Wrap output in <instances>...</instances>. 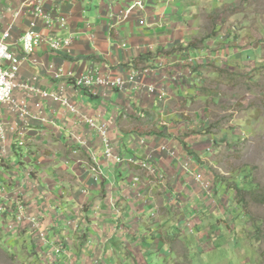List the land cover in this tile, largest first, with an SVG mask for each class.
Segmentation results:
<instances>
[{
  "label": "crops",
  "instance_id": "crops-1",
  "mask_svg": "<svg viewBox=\"0 0 264 264\" xmlns=\"http://www.w3.org/2000/svg\"><path fill=\"white\" fill-rule=\"evenodd\" d=\"M136 1L51 0L48 9L55 19L65 20V27L56 25L49 30L40 23L38 29L45 35L71 38L72 47L68 53H54L47 46L40 47L34 55L39 64L25 60L20 79L42 91H51L57 90L62 81L56 80L48 71L50 65H54L55 70L62 68L64 72L74 71L76 74L98 68L112 77H128L133 70L139 71L141 66L138 63L141 62L144 64L142 67L149 69L150 73H141L138 81L153 84L156 89H159V84L167 88L176 86L174 83L180 82L183 72L178 65L179 55L162 56L161 50L171 51L192 42L187 36L193 20L189 15L190 8L184 0H140L144 8L132 10ZM29 2L0 0V37L5 29L12 27L11 43L18 54L21 53L18 42L29 30L32 21ZM141 20H145L146 24L140 25ZM66 86V94L78 106L80 114H70L60 103L46 102L42 115L44 120H30L24 146L17 149L14 145L15 151L11 157L0 162V186H5L10 201L16 194L23 193L30 204L37 202L35 208H39L44 217V225L52 223L50 239L59 238L71 252L67 241L77 240L76 264L127 263L121 253L126 245L131 244L142 248L150 264H164L162 257L154 251L161 249L162 254L169 257L174 252L172 246L184 241L181 238L171 243L167 238H170L172 231L168 225L175 219L184 222L182 217L190 213L187 211L185 216L184 202L177 206L176 200L182 193L185 194V179L183 177L179 185L177 182L179 188L173 192L175 199L168 201L167 197L157 195L161 193L160 186L153 187L150 178L139 177L143 171L132 162L152 158L160 173H167L171 187L174 186L173 178L178 180L182 177L178 171L183 163L177 158L180 153L176 144L169 147L173 154L161 149L168 146L167 142L172 144L174 139L171 135L166 138V143L158 144V141L165 140L164 136L130 131L126 127L136 123L141 115H146L142 110L149 111L150 116L158 111L147 106L145 101V105L141 106L142 97L154 95L146 89L136 92L132 86L125 91L109 88L90 91L77 89L71 80H67ZM167 93L165 89L164 95ZM2 111L8 125L17 121L8 108ZM83 115L94 118L97 126L107 127V136L116 147V152L125 159L123 163L104 156L102 136L98 129L88 125ZM127 115H131L129 120ZM73 132L85 140V145L78 146L77 150L72 139ZM75 154L77 159L72 162ZM92 154L98 158L104 175H108L99 183L94 182L84 162L85 158L91 159ZM66 165L67 170L64 169ZM69 171L74 174L71 175ZM136 176L141 183L133 188L132 178ZM13 192H16L15 196ZM195 193L194 190L190 195ZM140 194L147 198L144 200L147 202L145 210L140 208L143 206V200L137 198ZM196 198L188 199L189 206ZM175 209L179 210L180 215ZM56 215L70 216L74 218L73 221H81V225L74 232V228L65 227L64 222H56L60 220ZM160 218L166 219L163 224L159 223ZM146 220H153L149 226L151 230H144ZM136 226L138 229H135ZM164 226L169 230L159 233ZM148 232L153 235L149 240ZM145 238L146 246L143 242Z\"/></svg>",
  "mask_w": 264,
  "mask_h": 264
},
{
  "label": "rangeland",
  "instance_id": "rangeland-1",
  "mask_svg": "<svg viewBox=\"0 0 264 264\" xmlns=\"http://www.w3.org/2000/svg\"><path fill=\"white\" fill-rule=\"evenodd\" d=\"M184 1L193 18L187 35L192 42L171 51L161 50L162 56L178 53V65L183 71L180 82L171 88L159 84V89L149 98L138 96L141 106L145 101L158 111L150 116L149 111L142 110L146 113L144 117L140 114L136 123L130 121L134 124L126 125L130 131L164 136L165 140L158 144L166 143L171 135L172 144L167 142L168 146H164L167 152L173 154L169 147L176 144L180 153L177 158L193 166L191 173L181 167L178 172L182 177L173 178L171 187L166 172L162 174L158 169L157 175H152L136 165L143 171L139 177L150 178L153 187L160 186L161 193L157 195L167 197L168 201L175 199L177 182L179 185L185 179V194L176 200L177 206L184 202L185 216L187 211L190 213L182 217L184 222L175 219L168 225L172 237L167 238L171 243L181 238L184 241L172 246L174 252L169 257L161 249L154 252L162 257L164 264H264V201L256 203L236 189L264 194V0ZM138 64L139 71L145 69L143 63ZM126 117L129 120L131 115ZM75 159L76 154L72 162ZM16 161L19 162L17 158ZM84 162L94 182L108 176L92 159L85 158ZM194 190L196 193L190 195ZM144 197L137 196L143 200L142 210L147 205ZM195 197L189 206L188 199ZM36 203L29 202V208L39 214ZM12 210L10 207L0 216V264H76L77 240L68 239L71 252L66 244L61 246L63 242L59 238L51 239V245L43 246L42 253L36 246L34 229L28 224H18ZM56 217L60 219L56 222H64L74 232L81 225V221H73L70 216ZM160 219L161 224L166 220ZM151 224L153 220H146L144 230H151ZM48 225L44 229L50 240L49 229L53 226ZM166 228L158 232L169 230ZM147 234L148 240L153 237L152 233ZM147 239L143 240L145 246ZM57 248L62 250L59 255L54 254ZM141 249L135 244L126 245L121 255L127 263L121 264H150Z\"/></svg>",
  "mask_w": 264,
  "mask_h": 264
},
{
  "label": "built area",
  "instance_id": "built-area-1",
  "mask_svg": "<svg viewBox=\"0 0 264 264\" xmlns=\"http://www.w3.org/2000/svg\"><path fill=\"white\" fill-rule=\"evenodd\" d=\"M50 2L51 0H30L32 21L29 30L18 42L21 49L20 54L13 49V44L11 43L12 27L9 26L5 29L0 37V162L11 157L15 151L14 145L17 149L24 146L30 120H44L42 115L44 114L46 102L60 103L70 114H80L81 111L78 106L66 94L67 80H71L74 87L81 90L94 91L99 88H109L111 90L118 89L125 91L129 86H132L136 92H142L146 89L149 94H154L156 91L155 85L143 84L137 80L141 73L149 74V69L141 70V72L133 70L128 77H112L110 74L103 73L98 68L76 74L74 71L64 72L62 68L55 70L56 67L50 65L48 71L52 73V76L56 80L62 81L57 90L51 91H42L30 83L21 80L20 72L25 60H30L35 65L39 64L38 60L34 59V55L40 47L47 46L54 53H68L72 47L73 40L71 38L45 35L38 29L40 23L44 28L49 30L56 25L65 27V20L58 17L55 19L51 10L48 9ZM138 7L140 9L144 8V3L140 0H137L131 9L133 10ZM145 24V20L140 21V25ZM29 99L34 100L30 101ZM4 108H8L10 114L17 118L15 123L8 125L4 121L2 111ZM82 117L86 118L85 115ZM86 121L92 129H98L100 136H102L104 156L108 160L123 163L125 159L116 152V147L107 136V127L105 125L97 126L94 118L87 117ZM72 139L76 146L75 150H77L78 146L82 147L85 145L83 137L76 134V132L72 133ZM162 150H166V148L163 147ZM91 159L95 165L100 164L95 154L91 155ZM151 159H145L141 162L136 160L134 163L142 169L149 171L150 174L157 175L159 168L151 162ZM191 167L192 164L186 162L182 168L191 173ZM140 183L139 177L136 176L132 179L133 188H136ZM6 195L7 190L5 186H0V216L8 212L10 207L13 208L11 213L15 215L17 223L28 224L31 226V229H34L35 235H37L36 246L43 253V246L47 244L51 245L52 243L51 239L48 240L47 231L44 229V217L41 213L36 214L35 212H31L29 201L20 196V194H16L11 201L10 197L8 198ZM138 197H141V194ZM61 246H64L63 243ZM61 252L62 250L57 248L54 254L59 255Z\"/></svg>",
  "mask_w": 264,
  "mask_h": 264
},
{
  "label": "trees",
  "instance_id": "trees-1",
  "mask_svg": "<svg viewBox=\"0 0 264 264\" xmlns=\"http://www.w3.org/2000/svg\"><path fill=\"white\" fill-rule=\"evenodd\" d=\"M237 190H238V192H242V193H246V194H248L250 197H251V199L254 201V202H256V203H259V204H262V202L264 201V194H262L261 196H259L258 194H257V190L255 191V190H242V189H240V188H236Z\"/></svg>",
  "mask_w": 264,
  "mask_h": 264
}]
</instances>
